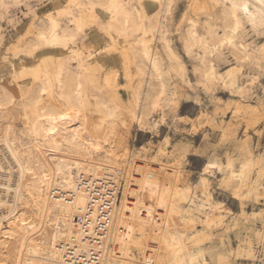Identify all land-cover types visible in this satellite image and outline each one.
Masks as SVG:
<instances>
[{"label": "bare ground", "instance_id": "obj_1", "mask_svg": "<svg viewBox=\"0 0 264 264\" xmlns=\"http://www.w3.org/2000/svg\"><path fill=\"white\" fill-rule=\"evenodd\" d=\"M22 1L3 0L0 9L7 12L9 6ZM103 2L107 5L112 0ZM115 2L122 7L109 11L95 7L97 0H64L59 8L38 16L36 23L26 28L27 36L14 48L28 52L43 29L41 21L53 14L59 22L65 18L61 13L70 12L85 28L94 26L109 49L116 50L127 82L131 83L134 78L137 81L131 89L132 103L125 107L115 98L116 94L107 99L99 88L90 93L86 78L93 77L95 69L91 63V46L81 37L82 29L78 40L69 42L68 47H64L62 40L52 43L50 37V42L38 49L53 52L54 57H40L35 67L32 66L34 85L27 92L20 88L14 92L2 89L0 264H70L68 261L79 252H87L89 257L91 251L99 252V264H127L131 262L128 251L134 246L140 248L143 264H152L156 244L150 237L161 223L160 217L186 222V201L197 194L195 189L191 185L170 189L169 184L152 171V166L161 165L141 160L139 154L135 155L139 160L129 161L125 133L132 122L139 128L156 124L153 116L145 111H141L135 121H131L130 116L137 99L149 101L150 107L161 90L165 93L170 90L169 69L176 65L169 54L177 56L171 33H176L180 53L193 62L194 68L195 58L202 57L204 52L200 49L195 57H190L184 50L183 39L188 37L189 28L195 24L193 30L197 37L206 40L223 36V21L226 9L232 10L231 4L225 6L224 0L215 4L211 0H181L184 7L174 25L182 24L183 31L178 32L175 26L173 28L172 18L177 5L175 0L170 12L167 6L162 12L156 0H152L150 9L137 5L135 0L131 7L128 0ZM141 24L143 27L136 31ZM74 28L75 25H71V29ZM66 30L61 27L57 36L62 38ZM182 54L178 59L187 68ZM157 59L159 76L151 71L143 75L141 70L149 68ZM252 69L255 73L245 71V77L259 75L260 69L254 65ZM222 72L226 76L227 68ZM220 74L217 72V76ZM184 75L190 82L187 72ZM104 82L114 90L116 76L106 75ZM225 83L229 89L234 85L237 91H247L246 81L241 82L239 78H226L220 86L224 88ZM89 94L92 102L88 101ZM61 116L74 118L61 121ZM136 163L141 164L140 171L136 170ZM149 183L150 188L146 186ZM232 197L240 201L238 195ZM105 208L109 222L98 246L90 238L96 218ZM85 217L88 225L84 227L78 219L84 222ZM212 222V219L208 221ZM175 242L179 244V240Z\"/></svg>", "mask_w": 264, "mask_h": 264}, {"label": "clouds", "instance_id": "obj_2", "mask_svg": "<svg viewBox=\"0 0 264 264\" xmlns=\"http://www.w3.org/2000/svg\"><path fill=\"white\" fill-rule=\"evenodd\" d=\"M156 2L168 9L169 4L173 5V0ZM217 2L211 0L212 4ZM103 3L97 0L96 6ZM132 3L133 0H128L129 7ZM135 3L144 8L152 7V0H135ZM175 3L180 4L181 0ZM224 3L232 6L233 0H224ZM246 3L253 12L264 9V0H246ZM0 19L4 17L0 15ZM241 19L244 26L237 37L236 48L227 50L222 59L208 60L209 65L215 64L217 72H221L215 82L206 84L201 80L197 69L202 61L196 57V67L190 62L184 68V73L195 75V83L188 82L184 73L180 75L171 67L170 90L164 92L158 108L153 110L152 104L148 106L149 101L137 99L132 109L131 121L145 111L149 116L158 117L156 124L170 122L166 138L139 150L138 154H147L149 163L154 161L161 165L152 171L160 175L170 189L177 185L184 188L195 178L194 189L198 193L186 201V222L160 217L161 223L150 237L156 244L152 264H264V32L252 29L246 17ZM175 27L178 32L183 31L182 24ZM195 27L192 24V28ZM181 54L177 49L176 58ZM238 56L242 61L245 56L251 57V63L242 64L244 70L239 75L241 82L246 81L247 91H237L234 85L229 89L225 83L224 88L232 94L227 100L221 99L217 92L226 79L222 70L227 68L228 73L236 67ZM253 65L260 69L259 75L245 77V71L251 72ZM182 99L192 103L190 113L180 115ZM135 143L132 139L131 144ZM213 193L225 200L229 194L238 195L239 216L229 213L226 204L214 201ZM246 207L252 209L251 213L244 211ZM196 224L201 225L200 230L196 229ZM232 235L239 241L235 248L228 243ZM136 264L143 261L138 260Z\"/></svg>", "mask_w": 264, "mask_h": 264}, {"label": "rangeland", "instance_id": "obj_3", "mask_svg": "<svg viewBox=\"0 0 264 264\" xmlns=\"http://www.w3.org/2000/svg\"><path fill=\"white\" fill-rule=\"evenodd\" d=\"M63 2L64 0H23L17 5L9 6L7 12H5L4 10L2 11L0 9V15L4 17V19H0V92L3 88L13 92L16 91L17 88H20L22 92H27L34 85L32 70L38 60H40V57L48 59L49 57H54L53 52L45 53L44 56L42 55L37 57L35 55H26L27 52L22 48H14L20 45L22 39L27 36V29L31 28L36 23L38 16H42L47 12L54 11L55 9L59 8L56 7V5L59 4L60 6V4ZM25 3L27 5H31V7L25 6ZM183 7V2H181L180 4H177L173 10V28L175 26V22L179 19V15ZM85 29L86 31L84 30L85 32H82L81 37L85 42H87L91 46V63L93 65L92 67H94L95 69V71L93 72V77L86 78V88L90 91V93L91 90H95L96 88L101 89L103 93L106 94L104 96L107 99L113 98V94H116L115 98L118 99V101L123 105V107L131 104V89L136 86V78L133 79L134 81L132 80V85L131 83L127 82L124 76L122 62L118 58L116 50L109 49L107 41L94 28V26L89 25ZM90 33H94V35L90 36ZM171 36H173V40L177 49L180 50V44L176 38V33L172 32ZM89 38L91 41L89 40ZM182 58L184 59L186 67H188V64L190 62L193 63L183 54ZM105 68H107L106 71H104ZM114 72L117 73L115 75L116 87L114 88V90H110L106 86L104 78L106 75L109 76ZM251 73H255V70L252 69ZM187 77L190 80V83L196 82V77L191 72H187ZM219 87L221 91L217 92V95L221 99L227 100L232 93L228 89H225L220 85ZM88 101L92 102V96L90 94L88 96ZM192 110L193 108L191 102H186L183 99L180 101V115L190 113ZM152 119H155L156 121L158 117L153 116ZM169 124L170 122L166 121L165 124H158L157 128L153 129L152 126H149L147 128H139L136 123L132 122L128 130L126 131L128 133H125L126 141L130 149L129 161L141 159L146 162H149V157L147 156V154L143 156L140 155L139 159H137L138 157H136L135 155L138 154V150L150 147L154 143L158 144L159 140L166 138ZM18 125L19 127L21 126L19 122ZM132 139H135L136 141L134 145L131 144ZM132 156L133 158H131ZM136 164V170L140 171L142 169L141 164ZM152 167L155 168L156 166L154 165ZM134 177H136V175ZM194 184L195 178H193V181L188 182L186 186L191 185L190 187L194 189ZM213 199L216 202L226 204L227 211L229 213L235 216H239L240 201L234 199L232 195L229 194L227 199L225 200L224 197H217L216 194L213 193ZM253 199L255 198L253 197ZM244 211L246 213H251L252 209L250 207H246ZM257 211H259V209H257ZM195 227H199V230L201 229L200 224H196ZM228 243L233 248H235L239 244V241L236 239L235 235H232L228 237ZM128 255L131 262L127 264H136L138 260L142 261L141 250L138 247L134 246L130 248L128 251Z\"/></svg>", "mask_w": 264, "mask_h": 264}, {"label": "snow or ice", "instance_id": "obj_4", "mask_svg": "<svg viewBox=\"0 0 264 264\" xmlns=\"http://www.w3.org/2000/svg\"><path fill=\"white\" fill-rule=\"evenodd\" d=\"M0 3H2V0H0ZM27 7H31V5H25ZM173 5L169 4V9L172 8ZM97 7V6H95ZM122 5L119 3H116L115 0H112V3L109 4H101L99 8H107L109 11L113 8H120ZM161 9H163L164 4L161 3L160 5ZM231 12H228L226 9L225 18H224V29H223V36H217L214 40H206L204 37H197L196 31H194V28H189L188 30V37L186 39H183L184 43V50L187 52V54L190 57H195L196 52L200 49L203 50L204 55L202 57H198L202 61V66L197 69L201 80L204 83H212L217 80V68L215 64H212V66L209 65L208 60L209 58H212L213 60L216 59H222L223 56L227 55V50L229 49H235L236 48V40L239 36L242 28L243 23L241 17H246L247 24L251 26L252 29H255L260 32H264V9H260L256 12H253L250 10L249 5L246 3V0H233ZM61 16L65 17L64 19H61L59 22L56 18H54L53 14H49V17L46 21H41V24L43 26V29L40 32V35L38 39L35 41V46L30 48V50L27 52V55L32 56H41L45 53L42 51H39L38 49H41L47 45L51 37V42L56 43L59 41H63L64 47H68L69 42L77 41L78 37L80 36L82 29H85V25L81 21H77L71 17L70 12L61 13ZM48 25H51L49 28ZM71 25H75L74 30L71 29ZM61 27H66L68 30L65 31L64 36L61 38L57 36V32ZM141 27L143 25L141 24L140 27H137L136 31H140ZM111 26H109L110 30ZM152 31H155V29H151ZM147 34V33H146ZM94 33H90V36H93ZM110 51V50H105ZM145 55H147V44H145ZM169 59L173 60L175 62V67H173L172 70H175L178 74L182 75L184 73V66L180 63L179 59H177L174 55L169 54ZM231 59V57H229ZM251 63V57L245 56L243 61L239 58V56L236 58V67L231 68L228 73L226 74L227 79H238L239 75L242 70V64ZM118 67V65H117ZM107 68L104 69L106 71ZM151 71L154 76H159L160 74V61L153 60L151 62V65L149 68H143L141 70L143 75H147V73ZM117 73H112L113 76H115ZM36 78L38 79L39 76L37 74ZM145 83H148L145 81ZM164 95V91L161 90L160 94L155 97V102L152 104L153 110L157 109L160 103L161 98ZM3 106V105H0ZM73 116L68 117H60V120L63 121L65 119L71 120L73 119ZM79 132V130H77ZM105 144L108 143L107 140L104 141ZM97 151H99V146H97ZM214 168V166H213ZM207 171V169H206ZM147 187H151V184H147ZM147 264V262H146Z\"/></svg>", "mask_w": 264, "mask_h": 264}, {"label": "built area", "instance_id": "obj_5", "mask_svg": "<svg viewBox=\"0 0 264 264\" xmlns=\"http://www.w3.org/2000/svg\"><path fill=\"white\" fill-rule=\"evenodd\" d=\"M109 212L108 210L105 208L104 211H101L99 216H97L96 221L94 223V234L92 236V238H90V240L96 241L97 245L100 246L101 242H99V240L101 239V237H104V233H105V229L107 227V224L109 222ZM78 221H80V223L82 225L87 226L88 225V221L85 220L84 222H82L81 219H78ZM68 252H70V249L67 250ZM72 252V251H71ZM90 256L87 257L88 253L87 252H79L76 255V258H71L70 261H68L70 264H99V252H89ZM70 255H73V253H70Z\"/></svg>", "mask_w": 264, "mask_h": 264}]
</instances>
